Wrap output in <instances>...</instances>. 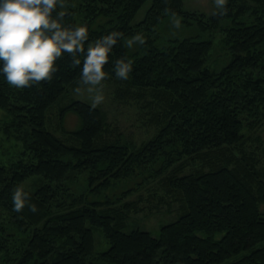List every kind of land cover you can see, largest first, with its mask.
Returning a JSON list of instances; mask_svg holds the SVG:
<instances>
[{
    "label": "trees",
    "instance_id": "16d2710c",
    "mask_svg": "<svg viewBox=\"0 0 264 264\" xmlns=\"http://www.w3.org/2000/svg\"><path fill=\"white\" fill-rule=\"evenodd\" d=\"M147 2L144 18L133 25ZM183 6V0H83L75 13L60 17L66 26L87 23V44L121 33L103 81L116 84L118 98L142 103L149 126L158 129L140 148L102 140L108 126L101 112L80 101L58 111V127L70 141L48 129L55 104L82 84L83 52L75 53L80 65L64 52L51 79L30 86H10L0 74V110L11 124L6 131L25 129L21 141L36 159L13 171L0 168V205L16 220L2 240L20 242L11 254L0 244V264H264V139L247 134L264 126V0H228L226 12L208 19ZM60 11L57 6L53 15ZM172 13L196 34L165 37L160 27L174 20ZM137 32L144 42L128 47L126 39ZM213 33L224 34L217 68L208 67ZM122 57L133 61L127 79L115 75ZM70 112L80 123L72 131L65 127ZM72 170L82 173L71 189L84 205L50 216L46 197ZM33 177L42 182L37 190L24 188L37 210L26 204L17 211L12 193ZM158 178L178 204L176 219L158 236L138 228L123 232L132 204L122 201ZM100 227L107 232L105 251L93 239Z\"/></svg>",
    "mask_w": 264,
    "mask_h": 264
},
{
    "label": "rangeland",
    "instance_id": "374dc122",
    "mask_svg": "<svg viewBox=\"0 0 264 264\" xmlns=\"http://www.w3.org/2000/svg\"><path fill=\"white\" fill-rule=\"evenodd\" d=\"M81 2H83V0H63L62 3L58 2L57 6H59L64 12L72 11L75 13ZM149 6L150 2H147L140 9L133 21V25L144 18ZM183 9L189 13L197 15L203 14L207 19L219 11L216 9L214 0H184ZM77 23H83V21L77 19ZM160 28L165 37L196 34V31H188L177 26L173 19L166 20ZM210 38L213 40L214 45L213 50L211 51V58L209 59L208 67L217 68L218 63L222 62L224 59V55L220 48V43L224 39V34L213 33ZM101 84L105 98L96 106H93L91 103L93 93L87 91V85H84L83 83L80 84L79 92L74 90L77 88L68 89V93L64 95V100L60 105L49 112L50 119L48 129L55 132L63 140L70 141L69 137L64 135L60 127H58V111L61 106H68L72 102L80 101L86 106L99 109L101 112L104 118V126H108V131L105 128L103 129L102 140L106 141L107 139L109 143L118 141L121 142L122 145H128L131 149L140 148L144 143L152 140L156 136L158 129L149 126L142 103H138L134 100L118 98V93H116L117 86L113 81H102ZM5 118L4 113L0 110V168L4 167L5 170L7 168L9 171H13L14 169L20 168V165L22 164H28L27 166L33 163L35 164V154L26 150L21 141L25 129H18L16 131L12 128L7 132L6 129L10 128L11 124L7 123ZM79 126V118L75 113L70 112L66 114L65 127L69 131L75 130ZM247 134H249L248 136L251 139L253 138L263 141L264 126L257 131H252V133L250 131V133ZM246 145H251V142L246 143ZM18 163L19 165H17ZM67 173L68 174L63 177L59 184H54L55 189L52 194L46 197L48 199L46 208L48 209V212H50V216L64 214L68 210H77L84 205L82 202L84 197L77 196L71 189L76 186L77 182L81 181L83 177L82 173L80 170H72ZM160 180L161 178H158L154 181L150 180L143 183L141 186H138L135 189L136 191L130 194L128 198L122 201V204H125L126 202L132 204V206L129 205L124 211L125 214H130L125 222L126 227L123 232L129 233L138 228L152 236H158L164 225L171 223L176 219L175 211L178 204L175 203L171 197L166 195ZM41 183L39 177H33L25 180L22 185L28 191L35 192ZM161 199H164L166 203L164 204L162 201L163 204L159 205L158 202ZM170 207H173L172 213L169 211ZM3 209H5L4 205H0V244L6 246L11 254L20 247V242L13 240L5 244L2 240L3 229H8V227L11 226V230H14L15 226L13 223L16 222L12 217L13 213H11L10 210ZM31 227V230L36 228V226L33 225ZM107 238L105 228L100 227L93 231V239L95 245H97V251H105L109 248Z\"/></svg>",
    "mask_w": 264,
    "mask_h": 264
},
{
    "label": "clouds",
    "instance_id": "9594fccd",
    "mask_svg": "<svg viewBox=\"0 0 264 264\" xmlns=\"http://www.w3.org/2000/svg\"><path fill=\"white\" fill-rule=\"evenodd\" d=\"M58 2L63 0H0V74L10 86L22 88L45 79H51L57 71L56 61L64 52L73 53V63L80 65L81 59L75 53L83 52V64L80 79L87 85V91L93 93V106L104 100L101 82L106 77L105 64L109 53L117 43L121 33L112 31L107 35L89 41L87 23L66 26L60 19L63 11L53 15ZM228 0H214L220 13L227 11ZM174 23L180 26L181 20L172 13ZM145 37L137 32L127 38L125 43L132 47L135 42L143 43ZM115 75L127 79L133 68V61L119 58L114 65ZM80 91L79 87L76 89ZM29 192L23 185H17L12 193L13 206L17 211L26 204L32 211L37 210L29 203Z\"/></svg>",
    "mask_w": 264,
    "mask_h": 264
},
{
    "label": "bare ground",
    "instance_id": "6f19581e",
    "mask_svg": "<svg viewBox=\"0 0 264 264\" xmlns=\"http://www.w3.org/2000/svg\"><path fill=\"white\" fill-rule=\"evenodd\" d=\"M183 2H184V0H183ZM87 43H85V47H87ZM220 48H221V44H220ZM72 87H74V88H78L79 87V85H72ZM81 87V86H80ZM74 90H76V89H74ZM63 100H61V101H58V103H56L55 104V106L53 107V109L54 108H56V107H58V105H60V103L62 102Z\"/></svg>",
    "mask_w": 264,
    "mask_h": 264
}]
</instances>
